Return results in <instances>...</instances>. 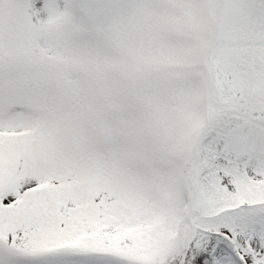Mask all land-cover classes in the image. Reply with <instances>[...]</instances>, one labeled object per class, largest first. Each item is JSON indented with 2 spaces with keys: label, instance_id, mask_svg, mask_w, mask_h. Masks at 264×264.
Segmentation results:
<instances>
[{
  "label": "snow or ice",
  "instance_id": "obj_1",
  "mask_svg": "<svg viewBox=\"0 0 264 264\" xmlns=\"http://www.w3.org/2000/svg\"><path fill=\"white\" fill-rule=\"evenodd\" d=\"M0 264H264V0H0Z\"/></svg>",
  "mask_w": 264,
  "mask_h": 264
}]
</instances>
